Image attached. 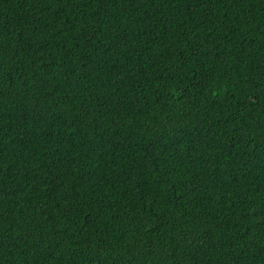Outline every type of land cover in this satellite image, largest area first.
I'll use <instances>...</instances> for the list:
<instances>
[{"label": "trees", "instance_id": "trees-1", "mask_svg": "<svg viewBox=\"0 0 264 264\" xmlns=\"http://www.w3.org/2000/svg\"><path fill=\"white\" fill-rule=\"evenodd\" d=\"M0 264H264V0H0Z\"/></svg>", "mask_w": 264, "mask_h": 264}]
</instances>
